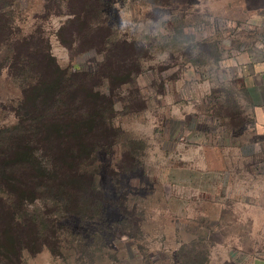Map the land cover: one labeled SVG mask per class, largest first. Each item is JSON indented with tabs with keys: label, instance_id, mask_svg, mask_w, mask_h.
<instances>
[{
	"label": "rangeland",
	"instance_id": "374dc122",
	"mask_svg": "<svg viewBox=\"0 0 264 264\" xmlns=\"http://www.w3.org/2000/svg\"><path fill=\"white\" fill-rule=\"evenodd\" d=\"M0 9V125L15 121L22 93L11 53L31 35L69 73L105 77L115 101L107 146L86 166L103 207L90 199L53 214L50 245L23 264L264 257V133L243 77L248 53L264 47V0H0ZM86 19L107 28L109 51L79 40ZM122 61L129 70H116Z\"/></svg>",
	"mask_w": 264,
	"mask_h": 264
},
{
	"label": "trees",
	"instance_id": "16d2710c",
	"mask_svg": "<svg viewBox=\"0 0 264 264\" xmlns=\"http://www.w3.org/2000/svg\"><path fill=\"white\" fill-rule=\"evenodd\" d=\"M85 22L79 40L109 51L107 28ZM5 29L11 30L12 23ZM29 37L15 44L21 51H10L13 77L22 93L10 106L15 121L0 125L2 264H23L26 251L48 247L44 230L53 214H76L90 199L96 208L97 202L103 207L86 166L93 153L107 146V135L114 129L115 101L101 90L105 77L95 82L92 76L99 75L94 71L69 73L51 55L45 39ZM117 66L129 70L128 62ZM91 208L94 212L95 204ZM50 229L54 234L59 230L57 224Z\"/></svg>",
	"mask_w": 264,
	"mask_h": 264
},
{
	"label": "crops",
	"instance_id": "0c3cea01",
	"mask_svg": "<svg viewBox=\"0 0 264 264\" xmlns=\"http://www.w3.org/2000/svg\"><path fill=\"white\" fill-rule=\"evenodd\" d=\"M244 67L248 100L259 132L264 133V47H256L248 53ZM251 264H264V257L255 258Z\"/></svg>",
	"mask_w": 264,
	"mask_h": 264
}]
</instances>
